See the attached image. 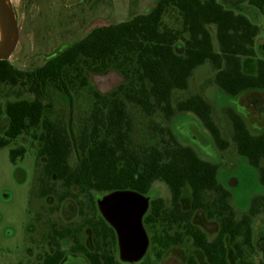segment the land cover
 I'll return each mask as SVG.
<instances>
[{"label": "trees", "instance_id": "trees-1", "mask_svg": "<svg viewBox=\"0 0 264 264\" xmlns=\"http://www.w3.org/2000/svg\"><path fill=\"white\" fill-rule=\"evenodd\" d=\"M248 4L264 11V0H248ZM168 14H175L176 27L165 22ZM259 31V25L246 13L220 0H157L147 12L93 28L38 68L23 70L9 59L0 60V110L4 109L9 120L0 135V148L32 132L33 139L42 142L38 157H46L42 172L47 176L40 180L42 195L55 191L60 200L67 196L92 197V191L123 189L147 195L155 182H164L171 193L170 206L162 197L153 198L146 216L147 222L154 223L158 256L191 237L210 264H229L228 237L239 257L237 264H255L246 259V251L256 246L253 222L264 214V192L254 195L248 209L238 217L231 202L232 192L219 180L220 164L181 143L168 125L153 124V140L135 142L127 103L140 107L146 115L159 111L166 119L181 112L194 113L216 145L222 150L228 148L230 141L224 138L205 96L192 93L174 103L175 93L188 90L194 71L206 62L214 70L211 81L232 96L264 90V58H257L254 74L243 66V58L257 57ZM177 45L182 52L175 49ZM84 60L89 71L101 74L116 70L124 82L108 93L94 90L89 115L74 131L62 119L45 114V98L52 85L68 92L66 78L71 68L77 71L75 77L81 79V85H86ZM5 87L17 89L18 97L32 94L33 99L7 100L3 106ZM226 114L237 153L258 171L264 187V131L253 133L245 116L234 108L227 107ZM26 152L24 146L12 148V161L23 158ZM73 153L76 159L71 163ZM60 190L65 192L61 194ZM186 190L191 196L187 210L181 203ZM198 210L219 221V232L213 240L192 222ZM51 264H58V259ZM189 264H198L193 255Z\"/></svg>", "mask_w": 264, "mask_h": 264}, {"label": "rangeland", "instance_id": "rangeland-1", "mask_svg": "<svg viewBox=\"0 0 264 264\" xmlns=\"http://www.w3.org/2000/svg\"><path fill=\"white\" fill-rule=\"evenodd\" d=\"M18 21L21 25L19 43L10 57V62L19 69L32 70L43 65L56 52L68 47L73 42L83 38L93 28L126 20L136 14L149 11L157 0H11ZM241 12L246 13L259 25L260 31L256 37L257 57L243 58L244 70L256 73L257 58H264V11L260 12L248 4V0L237 1ZM174 15H166L165 22L176 27L178 22ZM1 35V34H0ZM1 37V36H0ZM183 51L180 45L175 47ZM84 74L88 83L81 85V79L75 77L76 70L68 69L66 78L68 92L54 85L49 88L45 98L47 108L45 114L51 118L62 119L66 125L77 131L87 119L93 106L94 90L108 93L122 82L124 77L116 70L97 74L88 70V62L83 63ZM214 70L210 62H206L194 71L188 90L176 91L174 103L192 93H202L213 107V117L220 126L225 139L230 141L228 148L220 149L213 140L211 133L194 113H177L171 119H166L163 113L157 111L146 115L140 107L127 103L133 119L135 142L143 144L153 139L152 126L155 123L168 125L172 128L181 143L193 146L199 155L205 159L220 164L219 180L232 192V205L238 217L246 211L254 195L263 193L264 187L259 181L258 171L252 167L247 158L237 153L232 141V125L226 114V108L231 107L243 114L253 133L264 131V90L252 89L232 96L211 81ZM18 98L33 99V95L24 93L18 97L17 89L5 87L1 94L3 106L7 100ZM8 124L4 109L0 110V135H3ZM156 138H154L155 140ZM24 146L27 149L23 158L12 161L10 150ZM42 142L34 140L31 134H23L8 145L0 148V264H27L41 258V250L51 248L46 235L53 223L59 227L76 224L81 220L77 201L61 203L55 195L42 197L41 178L42 163L46 157H38ZM75 153L70 157L74 163ZM23 167L27 172V180L19 183L14 176L15 169ZM77 192L76 188H73ZM101 194L96 193L95 197ZM149 197H162L167 205L171 204V193L168 186L161 181L153 184ZM183 209L191 207V196L186 190L181 198ZM65 204L67 205L65 207ZM192 222L201 228L209 240H213L220 228L215 218L198 210L192 217ZM256 246L246 251V259L255 264H263L264 251L257 243L259 230L264 228V214L257 216L253 222ZM83 234H81L82 236ZM229 264H237V256L233 246L226 237ZM71 241H64L62 247L69 250ZM186 252L193 254L198 264H210L201 249L194 246L191 237H186L183 245ZM20 262V263H19ZM149 264H161L151 260Z\"/></svg>", "mask_w": 264, "mask_h": 264}, {"label": "flooded vegetation", "instance_id": "flooded-vegetation-1", "mask_svg": "<svg viewBox=\"0 0 264 264\" xmlns=\"http://www.w3.org/2000/svg\"><path fill=\"white\" fill-rule=\"evenodd\" d=\"M232 3L237 4V1L233 0ZM263 47L264 44H259L260 50ZM43 176L47 175L43 174ZM52 176H54V179L56 178V175ZM63 192L65 191H59L61 194ZM96 193L101 195L96 198ZM108 193L92 191V197L90 195H82L84 200H78V202H80L78 205V213L81 214V220L76 224L63 227H59L56 222L53 223L50 232L46 235L50 241L51 248L46 247L42 249L41 258L27 264H51L52 261L57 259L58 264H108V260L112 262L111 264H149L151 256L153 260L160 261L161 264H189V256L193 254H188L183 247L186 238L183 243L174 244L164 249L162 255L158 256V251L154 245V223L146 221V216L151 210V200L153 199L149 197V194H144L150 198V202L147 211L142 217V223L148 237L146 252L143 257L137 261L124 260L121 254L119 234L116 228L107 220L99 206V200ZM40 195L42 197L55 195L57 200L61 203H66L69 200L77 201L78 199L76 197L67 196L60 200L58 198L59 194H56L55 191L47 195H42L40 191ZM66 206L65 204V207ZM182 228L184 229L185 225H183ZM81 234L83 235L81 236ZM68 240L71 241V246L69 250H66L62 247V243ZM195 247L201 249L197 246Z\"/></svg>", "mask_w": 264, "mask_h": 264}, {"label": "water", "instance_id": "water-1", "mask_svg": "<svg viewBox=\"0 0 264 264\" xmlns=\"http://www.w3.org/2000/svg\"><path fill=\"white\" fill-rule=\"evenodd\" d=\"M233 5L235 10L241 11L237 4ZM20 32L21 25L12 1L0 0V60L10 59L19 43ZM14 176L19 183H24L28 177L23 167H17ZM149 202L148 196L130 189L110 192L99 200L101 211L119 234L124 260L137 261L146 252L148 237L142 217ZM257 243L264 251V228L259 230Z\"/></svg>", "mask_w": 264, "mask_h": 264}, {"label": "crops", "instance_id": "crops-1", "mask_svg": "<svg viewBox=\"0 0 264 264\" xmlns=\"http://www.w3.org/2000/svg\"><path fill=\"white\" fill-rule=\"evenodd\" d=\"M223 4H225L227 7H232L233 9H235V6L233 5V0H221ZM235 1V0H234ZM237 1V0H236Z\"/></svg>", "mask_w": 264, "mask_h": 264}]
</instances>
